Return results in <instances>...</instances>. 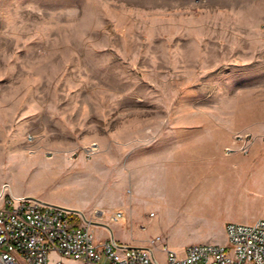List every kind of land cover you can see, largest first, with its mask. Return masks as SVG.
Returning a JSON list of instances; mask_svg holds the SVG:
<instances>
[{"label": "rangeland", "instance_id": "374dc122", "mask_svg": "<svg viewBox=\"0 0 264 264\" xmlns=\"http://www.w3.org/2000/svg\"><path fill=\"white\" fill-rule=\"evenodd\" d=\"M145 121H234L223 154L247 164L264 145V0H0V191L54 196L85 218L100 210L118 243L158 237L160 261L163 246L225 244L217 223L161 220L137 198L135 154L120 144L183 128ZM38 158L69 175L21 176ZM117 211L124 220L109 223Z\"/></svg>", "mask_w": 264, "mask_h": 264}, {"label": "crops", "instance_id": "0c3cea01", "mask_svg": "<svg viewBox=\"0 0 264 264\" xmlns=\"http://www.w3.org/2000/svg\"><path fill=\"white\" fill-rule=\"evenodd\" d=\"M145 122L183 126L157 133L152 128L145 129V134L140 130L133 140H124L120 144V150L126 155L132 150L135 154L134 190L141 203L155 208V214L151 213L150 216L161 220L188 219L199 223H217L216 229L223 233L226 223L243 221L249 224L264 219V204L257 214L249 210L258 207L254 196H262L254 188H264V145L255 144L252 156L245 159L247 164H240V157L223 154V147L238 131L234 121ZM257 155L263 159V164H254ZM22 165L24 168L20 173L26 179H34L41 171L49 172L52 176L55 173H70L65 163L54 160L28 159ZM12 193L16 198L34 199L77 210L54 196L44 197L41 193L25 190H12ZM237 210H241L240 213ZM222 212L226 216H222ZM108 237H111V232L107 234L104 231L97 239ZM113 239L116 241L114 236ZM149 241L141 239L127 245L147 246ZM180 249L183 251L184 247ZM51 255L57 261V255ZM62 262L73 261L63 259Z\"/></svg>", "mask_w": 264, "mask_h": 264}, {"label": "built area", "instance_id": "2783aa9c", "mask_svg": "<svg viewBox=\"0 0 264 264\" xmlns=\"http://www.w3.org/2000/svg\"><path fill=\"white\" fill-rule=\"evenodd\" d=\"M236 140L241 142L240 137ZM95 146L85 148L93 152ZM229 152L231 149H227ZM246 152L248 146H242ZM104 213L95 210L85 218L76 210L44 204L34 199L16 198L3 187L0 191V264H54L69 259L80 264H264V219L249 224L226 223V243L192 244L183 255L163 246V260L154 255L158 237L147 246L121 244L111 237L98 240L95 228L110 233L102 224ZM124 213L114 212L109 223L124 220ZM97 222V223H96ZM102 225V226H99Z\"/></svg>", "mask_w": 264, "mask_h": 264}, {"label": "water", "instance_id": "95a60500", "mask_svg": "<svg viewBox=\"0 0 264 264\" xmlns=\"http://www.w3.org/2000/svg\"><path fill=\"white\" fill-rule=\"evenodd\" d=\"M78 212H80V211H78ZM111 238L113 239L112 234H111Z\"/></svg>", "mask_w": 264, "mask_h": 264}]
</instances>
